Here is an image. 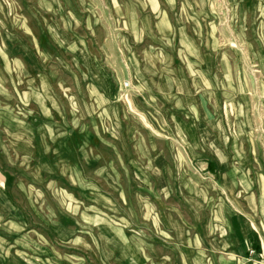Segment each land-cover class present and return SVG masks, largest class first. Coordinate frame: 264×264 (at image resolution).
<instances>
[{"label":"rangeland","instance_id":"1","mask_svg":"<svg viewBox=\"0 0 264 264\" xmlns=\"http://www.w3.org/2000/svg\"><path fill=\"white\" fill-rule=\"evenodd\" d=\"M202 158L248 214L264 0H0V180L31 264H189L204 199H233Z\"/></svg>","mask_w":264,"mask_h":264},{"label":"crops","instance_id":"2","mask_svg":"<svg viewBox=\"0 0 264 264\" xmlns=\"http://www.w3.org/2000/svg\"><path fill=\"white\" fill-rule=\"evenodd\" d=\"M201 173L209 180L217 179L219 189L229 191L233 199H204L208 209L204 213L208 223L202 244H186L185 251L195 259L189 264H264V178L250 180L251 193L246 199L248 214H237L239 202L235 193L242 188L238 169L226 163L201 159ZM4 181L0 180V264H31L29 261V235H24L18 211L4 194ZM237 189V190H236ZM226 200L229 206H226ZM207 237V238H206Z\"/></svg>","mask_w":264,"mask_h":264}]
</instances>
